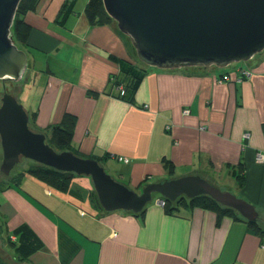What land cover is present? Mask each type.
I'll use <instances>...</instances> for the list:
<instances>
[{
    "label": "crops",
    "instance_id": "0c3cea01",
    "mask_svg": "<svg viewBox=\"0 0 264 264\" xmlns=\"http://www.w3.org/2000/svg\"><path fill=\"white\" fill-rule=\"evenodd\" d=\"M63 1L39 0L22 15L31 30L21 77H30L38 95L28 113L35 112L33 126L46 129L72 114L73 147L104 156L110 169L120 163L112 176L130 188L199 174L233 187L264 227V50L224 67L145 66L131 103L109 81L119 73L109 55L138 64L129 38L112 24H90L84 9L76 11L77 0L58 22ZM241 68L251 75L238 79ZM233 170L243 176L241 187ZM8 182L0 181V264H264L262 238L231 216L217 222L213 210L179 205L169 213L156 203L158 195L140 215L100 210L82 175L64 192L27 173ZM20 226L40 244L22 258L15 251Z\"/></svg>",
    "mask_w": 264,
    "mask_h": 264
},
{
    "label": "water",
    "instance_id": "95a60500",
    "mask_svg": "<svg viewBox=\"0 0 264 264\" xmlns=\"http://www.w3.org/2000/svg\"><path fill=\"white\" fill-rule=\"evenodd\" d=\"M20 0H0V78L18 80L27 54L11 36ZM117 29L129 38L143 64L160 69L224 67L264 50V0H102ZM0 171L7 175L21 158L90 178L104 211L143 212L157 193L164 200L208 195L255 221L253 204L224 191L199 174L148 182L136 191L107 173L102 163L71 150L56 151L14 94L0 97Z\"/></svg>",
    "mask_w": 264,
    "mask_h": 264
},
{
    "label": "trees",
    "instance_id": "16d2710c",
    "mask_svg": "<svg viewBox=\"0 0 264 264\" xmlns=\"http://www.w3.org/2000/svg\"><path fill=\"white\" fill-rule=\"evenodd\" d=\"M38 2L39 0H20L18 4L11 26V36L20 48L28 47L27 39L31 30L30 24L24 20L22 15L29 10H33ZM74 3L75 0H64L62 2L57 14L58 22H64L66 17L73 11ZM84 15L90 24H112L115 29L118 30L115 21L105 12L102 0H87L84 7ZM132 49L134 50V48ZM109 57L119 65V73L112 74L109 77L111 86L113 89L117 90L115 95L132 103L135 91L137 90L139 83L146 72L145 66L139 63L137 64L117 58L113 55H109ZM120 89L123 90V94L120 93ZM34 115L35 112H33L29 118V127L31 129H33L32 117L34 118ZM75 119L74 115L66 112L63 114L58 124L49 127L50 131L49 134L45 136V139L53 149H57L56 151L71 150L75 154L79 155L78 150L72 145ZM103 157L97 160L101 162ZM31 162L35 163L34 166H25L18 171L14 170V166L8 174L10 177L8 179L9 182L18 181L22 175L27 173L42 181L48 187L64 192L69 189L72 178L76 176V174L71 172L60 171L34 161ZM162 162L164 166L168 168V172H170L172 167L171 162H169V160L167 161L165 158H162ZM232 173L235 177L237 185L241 187L243 183V176L239 174L237 170H233ZM145 180L146 177L143 182ZM90 195L93 205L96 208L103 210L97 200V196L93 188ZM179 205H186L189 208L198 207L213 210L216 213L217 222L223 215L231 216L235 220H241L245 222L255 234H258L262 238V242L264 244V227L260 225L258 219L255 221L246 220L234 209L218 203L208 195H198L190 199L182 197L175 201L165 200L163 208L166 212L172 213L174 210L178 209ZM133 214L140 215L142 212ZM16 231L19 234V243L15 244V251L21 255L20 258L25 257V255H28L34 249L38 248L40 244L38 243L35 234L27 226H20Z\"/></svg>",
    "mask_w": 264,
    "mask_h": 264
},
{
    "label": "rangeland",
    "instance_id": "374dc122",
    "mask_svg": "<svg viewBox=\"0 0 264 264\" xmlns=\"http://www.w3.org/2000/svg\"><path fill=\"white\" fill-rule=\"evenodd\" d=\"M86 2H87V0H77V2L75 4L76 11L83 12V9L85 7ZM136 60L139 64L147 66V65L143 64L141 61H139L137 58H136ZM47 63L48 62L46 59H42L41 60L42 68H45ZM244 63H245V61H237V62H232L230 64H244ZM38 66L40 67V65H37V67ZM55 68L57 69V67H55ZM21 78H19L18 80H12V79H7V78L1 79L0 78V97L3 94V92H5V91L14 92V96L16 97V99L23 105L24 109L30 114L31 113L30 111H32V109H34V107L37 105L38 95L36 93V88L33 87V85H32L33 81L30 80V77H25V79H23V77H21ZM34 129H37V128L34 127ZM39 131H41L45 134L48 133L47 128L39 130ZM79 155L84 156L83 154H80V153H79ZM84 157H87V156H84ZM1 160H2V150H1V146H0V163H1ZM103 163L104 162H102V165L104 166L105 171L107 173L112 172L111 175H115L113 173L114 172L113 169L117 166H120L119 165L120 163H114L111 166L112 167L111 168L112 170H111L106 164L104 165ZM34 164L35 163L29 161L26 158H21L19 160V162L15 165L14 170L18 171L25 166H29V165L34 166ZM9 178L10 177L8 174L5 175L0 171V181H6ZM213 184L217 185L220 189H222L224 191L236 193L235 189L233 187L227 186L226 184L217 183V182H214ZM157 195H158L157 193H153V199Z\"/></svg>",
    "mask_w": 264,
    "mask_h": 264
},
{
    "label": "built area",
    "instance_id": "2783aa9c",
    "mask_svg": "<svg viewBox=\"0 0 264 264\" xmlns=\"http://www.w3.org/2000/svg\"><path fill=\"white\" fill-rule=\"evenodd\" d=\"M250 75H251V71L250 70H248L247 68H245V69L244 68H241L239 70V77H238V79H241L243 77H248ZM120 93L123 94V90L122 89H120ZM183 112L184 113H188V110L185 109ZM243 137L244 138H248L249 137V133L248 132L244 133L243 134ZM116 159L119 160V161H122V162H127L128 161V158L125 157V156H116ZM256 159L259 160V161H261L262 160V155L259 154V153H257L256 154ZM156 203L159 204V205H161V206H163L164 203H165V200L163 198L159 197L156 200Z\"/></svg>",
    "mask_w": 264,
    "mask_h": 264
},
{
    "label": "flooded vegetation",
    "instance_id": "af4514ba",
    "mask_svg": "<svg viewBox=\"0 0 264 264\" xmlns=\"http://www.w3.org/2000/svg\"><path fill=\"white\" fill-rule=\"evenodd\" d=\"M10 93L14 94V92H10ZM32 128L34 129V127H32ZM34 130H36V131H39V129H34ZM49 131H50V129H49V128H47V132H48V133H47V134H45V133H44V134H45V136H47V135L49 134Z\"/></svg>",
    "mask_w": 264,
    "mask_h": 264
}]
</instances>
